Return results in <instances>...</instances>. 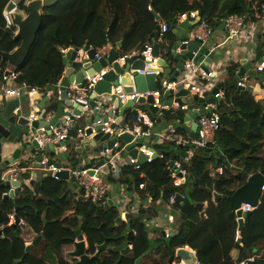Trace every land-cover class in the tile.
<instances>
[{
	"label": "trees",
	"instance_id": "obj_1",
	"mask_svg": "<svg viewBox=\"0 0 264 264\" xmlns=\"http://www.w3.org/2000/svg\"><path fill=\"white\" fill-rule=\"evenodd\" d=\"M13 0H0V84L9 64L3 60L1 52L10 53L20 46L15 40L17 28L7 27L4 13ZM25 0H20L18 9L26 11ZM264 0H60L46 9L37 40L24 64L15 68L19 73L17 85L38 88L46 96L48 87L52 94L48 101V112L58 110L59 83L66 65L65 49H83L89 43L92 48L117 47L122 56H129L148 44H155L156 27L166 23L168 32L162 37L163 55L171 57V47L175 41L174 30L179 25V16L184 13L201 12L212 29L232 15L245 16L247 22L264 16ZM154 13L160 16L157 21ZM258 19V18H257ZM240 63L232 62L227 68V78L218 85L225 92L218 113L221 128L215 143L206 148L187 147L193 155L181 161L187 176L179 186H174L168 164L171 153L164 145H155L163 150L162 157L143 165L140 171L127 166L118 179L108 178L114 184H127L133 193L145 183L147 191L141 192L142 208L130 214L128 222H116L120 216L117 208L106 209L94 203L73 202L67 182L43 175L32 182L33 189L25 187L16 200H5L10 192L6 184L0 183V264H13L25 259L30 264H73L65 255L75 237L74 230L81 228L89 245L88 253L94 255L98 245L120 247L127 240L130 231L135 233L132 249L118 253L105 251L91 264H169L180 248H190L197 253L200 264H238L256 255L253 264H264V197L241 232V242L235 240L238 230L237 216L229 200L252 175L264 170V98L257 101L253 90L246 88L238 92L233 79L240 71ZM141 107L142 105L138 104ZM134 109L123 114L136 119ZM122 114V115H123ZM164 117V118H163ZM181 109L168 110L161 119L172 122L183 119ZM86 124L84 119L76 123L72 137ZM179 131H182L178 128ZM68 155L63 160L66 168H77L81 160V150L67 144ZM217 152V153H216ZM25 166V163L22 164ZM222 168V174L217 170ZM143 174V177H142ZM28 179V175H23ZM221 195L215 201L214 195ZM177 195L185 197L184 202L176 201ZM45 198L48 202L38 200ZM149 196L152 198L148 202ZM175 202L171 205L170 200ZM160 201V205L156 203ZM196 204H203L202 211ZM19 207L18 217L24 224H10V216ZM167 209H166V208ZM179 219L173 235L153 242L144 221L154 219L168 211ZM204 215V217H203ZM176 222V221H174ZM43 237L34 255H25L26 243ZM70 250V249H69ZM151 254L145 257L146 253ZM121 256L123 259L120 261Z\"/></svg>",
	"mask_w": 264,
	"mask_h": 264
},
{
	"label": "built area",
	"instance_id": "obj_2",
	"mask_svg": "<svg viewBox=\"0 0 264 264\" xmlns=\"http://www.w3.org/2000/svg\"><path fill=\"white\" fill-rule=\"evenodd\" d=\"M31 0H25L24 5L26 6L28 2ZM15 3V7L18 9L20 4L19 2L13 1ZM264 11V6L262 7ZM12 11H5L4 16L7 22V27H14V23L11 17ZM258 19H264V16H258ZM189 20L191 23H196L193 28L189 31L190 39H199L203 43H207L211 39V29L208 27L207 22L203 18V16L199 15V12H190L184 13L179 16V24ZM16 27V26H15ZM160 38L168 32L169 27L166 23L160 24ZM225 30L226 35L218 41L215 45H212L209 53L214 54L216 51L224 48L226 45L236 44L242 41H248L253 44L255 42V33L249 26V21L245 16L241 15H232L225 19ZM115 48L120 53V49L118 47L112 46H104L103 48L96 49L97 55L96 59L100 60L104 57H107L111 51V49ZM145 50L141 54V59L144 61V68L135 70L136 74L140 75H151L154 74L156 76H161L162 72L160 70V66L158 65L160 58H154L153 56V44L145 45ZM74 51L75 49H65L62 50V53L66 55L69 51ZM139 53H134L129 56H122L120 54L119 59L116 63L121 66L125 65V61L129 58L137 56ZM89 60V56L87 52L83 49H80L78 53V57L75 61L85 62ZM67 68V67H66ZM111 69L105 68L101 72L96 73L93 76L89 74L86 75L85 80L82 84L72 83L67 88V97L68 101L72 106L77 105L80 107V110L76 112L74 110L65 111V113H69L68 116H61V120L58 123H54L53 117L48 116L43 120L44 123L39 125L37 130L34 129V122H41V114L42 108L39 104L40 93L41 90L38 88H29L26 85H17V79L19 77V73L16 72L15 67L9 66L6 70L3 77V86L2 93L0 95V103H5L10 101V98L17 97L21 100L23 97H28L29 99V109L30 112L27 115V119L29 121L28 128L30 129V136L25 137L23 140L26 146L31 145L35 140L38 144V148H36L33 159H28L25 162L21 163H13L7 169H4L0 172V183L10 184V190L14 189L17 191H24L25 187L29 189H33L32 182L37 181V176L31 177L29 179L23 178V174L27 172L36 173V169L32 167V162L37 156H42L43 160L40 163L42 168L38 169L39 171L52 176L53 178L58 179L56 176L62 170H68L70 174V179L74 181L78 187L81 188L83 200L85 202H90L94 204H103L107 203L109 200L117 201V209L119 210L120 218L122 222H128L126 218L127 214L138 213L140 208H142L141 202V192L147 191V185L142 183L139 185V191L131 194V197L128 196V186L123 184H114L108 181V178L114 177L118 179L121 171L125 169L127 166L132 167L134 171H140L142 169L143 164L140 163L139 156L132 157L129 155V151L126 150L127 144H123L119 141L120 135L123 133H128L133 137L131 143H134L137 139H149L154 140L155 133L153 132V128L155 123L151 121L148 117L147 110H141V108H135L137 111L136 121L134 126L126 125L124 128L120 126L118 129H111V125L117 123V118H109L107 122L104 121L103 117L107 115L111 110L113 111V116H120L122 121L121 113L119 112V107H115V104L119 103L121 105L127 104L129 101H134L135 104H142L139 102L140 99L147 100L150 97H153L154 103L153 106L158 109L157 116L162 117L165 113L170 109L169 106L164 105L163 95L166 91L172 92L174 95L178 93L182 89H186L189 92L191 97L197 96L199 98H203L205 100L206 95L214 90L218 89V93L213 97L215 99H222L225 95V92L222 89L218 88L227 76V72L224 73V80L221 82L220 78H217L213 71L206 72L203 70L201 64H197L193 60H188L185 63L184 71L175 79L174 82H170L168 79L161 78L159 81V86L157 90H147L145 92H139L133 84L134 91L133 93H126L124 91V85L121 83V76L118 79V84L111 88L110 94H105L102 96H97L94 88L96 84L103 80L104 75ZM257 72H264V59L261 60L256 66ZM239 73V72H238ZM65 74V73H64ZM64 77V76H63ZM251 81L249 76H244L237 83V88H251L249 86V82ZM60 87V83H59ZM261 91L264 93V86H261ZM213 92V91H212ZM256 97V96H255ZM61 99V96H60ZM218 105L208 104L203 112L204 114L198 120V139H186L183 141H178V145H182L183 150L187 147H195V148H206L209 145L215 143V137L219 129L221 128V116L218 113ZM183 106V107H182ZM181 109H185L187 105H181ZM66 109V108H65ZM22 110V107L19 106L14 113H18ZM1 116V112H0ZM96 117H100L98 121H95ZM84 119L86 124L78 129L77 132V142L79 146H81L84 141H92L93 138L98 134L97 128L99 126H103L102 131L105 134H110L111 137H116V141L114 145L109 147L108 141L100 142L97 147L102 148L101 151L94 154L93 164L88 165H79L77 168H62L57 169L55 166H49V152L47 151L50 145H62L59 148L63 152H68V147L66 143L69 139L72 138L73 129H75L76 123L80 120ZM117 124H120L117 123ZM40 131V132H38ZM88 131H91L89 134ZM174 141V140H172ZM176 143V142H175ZM58 148V149H59ZM153 147L150 145H140L137 144L135 149H137L138 154L142 153L147 157V164H150L154 161V156L157 153V150H153ZM188 153V157L185 160L190 159V154L193 152L192 150H186ZM162 157V154L159 155ZM25 163V166L22 164ZM168 169L171 172V177L174 181V186L179 187L184 180L186 179L187 172L183 169L181 161H174V164L171 165V161L168 164ZM218 173L222 174V168L217 170ZM32 173V174H33ZM143 177V174H142ZM15 183H20L18 186H13ZM118 188V189H117ZM264 190V188H263ZM10 192L4 194V196H9ZM184 197V196H183ZM185 200V197H184ZM152 198L149 196L148 202H151ZM175 202L174 198H171L170 204L172 205ZM129 210H126V209ZM131 210V212H130ZM242 212L254 211L250 205L243 204L240 208ZM237 216V215H236ZM243 217L237 216V221H239ZM11 222L10 224H15V214L10 216ZM161 221V220H157ZM174 218L171 215H167L166 220L163 221V225L166 226V231L164 232L165 237L169 238L173 235L174 229H169L168 223H173ZM150 224L151 222H147ZM19 224H24V220L20 219ZM163 226V227H164ZM165 229V228H164ZM236 241L241 242V232L239 230L236 231ZM132 249V245L129 246ZM256 255H252L248 259H245L238 264H253Z\"/></svg>",
	"mask_w": 264,
	"mask_h": 264
},
{
	"label": "water",
	"instance_id": "obj_3",
	"mask_svg": "<svg viewBox=\"0 0 264 264\" xmlns=\"http://www.w3.org/2000/svg\"><path fill=\"white\" fill-rule=\"evenodd\" d=\"M60 0H31L25 7L26 11H20L15 7V3L12 1L9 6L7 7V11H12L11 17L13 20L14 25L17 28L16 33L14 34L15 40H20L21 44L19 47H17L13 52L5 53L1 52L2 58L4 61H6L10 66H13L15 68L21 67L26 59L28 58L32 47L34 46L38 33L40 32V29L42 27L43 23V14L44 11L54 5H56ZM157 21H160V16L156 13H154ZM200 16H203L201 12H199ZM196 25V23H191L189 20L184 21L178 25L177 30L174 31V34L177 37V42L175 45H173L171 54L176 62V71L173 73V70L169 66L167 60L164 58L161 45L159 42L155 43L153 45V56L154 58H160L158 65L161 67L160 70L162 72L161 76H156L154 74L151 75H140L136 74L135 70L143 69L145 64L144 61L141 59V54L144 52L145 48L143 47L139 54L135 57L129 58L125 61V65L121 66L120 64L116 63V61L119 59L120 53L115 48L111 49L109 55L107 57H104L100 60L96 59L97 50L92 48L89 43L85 46L84 50L87 52L89 56V60L85 62H79L75 61L78 57V53L80 49H75L74 51H69L66 55H64V63L66 65V70L64 77L62 78L60 82V96L61 101L65 103L64 106L60 107L59 114L61 116H68L69 113H65L66 106L71 105L70 102L67 100V88L70 86V84H82L85 80V77L87 74L90 76L95 75L98 72H101L105 68L111 69L104 75L103 80L98 82L94 88V91L97 96H102L105 94L111 93V88L113 85L118 84V79L121 76V83L124 85V91L126 93H133L134 88L133 84H135L137 90L139 92H145L147 90L153 91L157 90L159 86V81L161 78L168 79L170 82H174L177 77L184 71L185 63L188 60H193L197 64H201L203 70L206 72H209L210 65L216 62V60L219 59L221 52H216L215 54H210V48L214 44V40H210L207 43H203L199 39H190L189 38V31L193 28V26ZM222 26L225 27V20L222 21ZM160 31L161 27L160 24L156 27V40L158 41L160 38ZM123 45V42L118 44V48L121 49ZM111 46V45H110ZM262 47L263 45L260 44L256 48V66L258 63L262 60ZM245 64V63H244ZM249 76L250 79H253L254 82H257V87L253 91L254 96H258L261 94V86H264V72H257L256 70L252 71L251 73H248V71L245 69L244 66L241 67L239 73L237 76L233 79V82L236 84L241 78L244 76ZM263 75V78L261 76ZM246 88L241 87L238 88V92H241ZM53 88L48 87V91L52 92ZM218 93V89H214L212 92V96ZM173 93L170 91H166L163 95L164 98V105H167L169 107H173V104L182 105V97H189V92L186 89H182L178 94H176L177 99L172 100ZM50 98H46L43 101V104L41 105L43 111L41 115V123L34 122L33 127L35 130L39 128V125L44 123V119L47 115L46 110L44 109V104L46 101H49ZM167 100V101H166ZM140 103L148 104L149 105V111L147 113L148 117L153 121L154 123L157 122V113L158 109L153 106L154 99L153 97L145 99H140ZM220 104L221 99H215L212 97L211 99L204 101L203 98H199L197 96L189 97V100L187 102L186 107V115L183 117V119H178L175 122H173L172 128L178 127L180 129H183L190 135L189 138L191 139H198V120L199 118L204 114L201 111H204V108L208 104ZM20 100L17 97L10 98L9 103L5 106V104H0V172L4 169H7L11 164L18 163L17 160L20 159V156L22 155V150L17 149L14 151L12 157L4 161L3 154H4V140L7 141V143L16 145L20 143L21 146H23V140H25V137L30 136V129L28 128L29 121L27 119V115L23 113V109L19 111L18 113L14 114V111L20 106ZM200 105V107H199ZM135 106L134 101H129L124 106L121 104H115V107H119V112L121 115L130 108H133ZM73 107L76 109V112L80 110V107L77 105H73ZM134 116L137 115V111H133ZM100 117H96L95 121H98ZM109 118H117V123L120 122V124L114 123L111 125V129L116 130L120 126L121 128H124L127 125V119H124L121 121L120 116H113V111L111 110L109 113H107L106 116L103 117L104 121L107 122ZM195 121V125H192V121ZM191 124V125H190ZM103 126H99L97 128L98 134L93 138V140L90 141H84L82 143V146L85 150H91L93 148V151L95 153L101 151L102 148L97 147L100 142H106L108 141V146H104L111 148L115 141L116 137H111L110 134H105L103 131ZM40 132V131H38ZM90 134L91 131H88ZM133 140V137L128 133H123L119 137V141L123 144H127L126 150L129 151V155L132 157L139 156L140 163L143 165H147V157L143 155L142 153L138 154L137 149H135L137 144L140 145H151V140L149 139H137L134 143H131ZM62 145H50L48 148L49 152V159H48V165L49 166H55L57 169L64 168L63 162L60 160H54L55 157V151L54 148H59ZM161 146V145H160ZM38 148L37 142L34 140L30 146L31 151L33 152ZM166 149L169 150L171 155V165L174 164V161L179 156L181 157V161H183L185 158H187L189 155L187 152L183 151L182 145H180L178 148L171 146V144H168L165 146ZM154 151L157 150L156 148H152ZM34 153V152H33ZM163 153V150H157L156 155L154 156V160L159 158V155ZM217 153V152H216ZM43 160L42 156H37L35 158L36 164H34V167L36 169H41V162ZM59 180L66 181L68 188H70L71 191H73L75 199L73 202L76 204L78 200H83V195H81L82 191L81 188L78 187V185L70 179V174L68 170H62L56 175ZM33 177L35 178L36 175L34 174ZM45 177H48L47 174H45ZM20 183H15L13 186H18ZM7 187H10L9 183H6ZM264 170L260 173H257L255 175H252L248 178L247 182L240 187L231 197H225L229 200L233 212L238 217H243L238 221V230L242 232L246 226V223L249 221L250 216L252 215L253 211H247L242 212L240 210L241 206L243 204L250 205L252 208L257 209L260 204L261 200L264 197ZM118 189V188H117ZM132 189L131 187L128 188V196L131 197ZM19 195V191L17 190H10L9 196L5 197V200H16L17 196ZM221 195L215 194L214 199L215 201H219L221 199ZM38 200H43L48 202L43 197H38ZM176 201H182L184 202V197L182 195H177ZM117 201L109 200L108 203L105 205L107 208L114 207L117 208ZM197 208L202 211L203 204H196ZM19 207H16L15 209V224H19L20 219L18 217ZM204 217V215H203ZM126 218H129V214L126 215ZM116 222L119 224L121 222V218L118 217L116 219ZM0 235H3V231L0 230ZM78 239L77 242L74 243L75 251L73 253H70V256L77 260L76 264H91V261L100 258L101 254L105 251H111V252H118L121 253L129 248V246L132 245V242L134 240L135 233L130 231L127 235V240L125 243H123L120 247H108L107 244L98 245L96 247V253L94 255H90L88 253V248L86 247L84 236L81 234V230L77 231ZM165 235V234H164ZM41 240V237L37 238L33 243L36 244ZM31 247H28L27 250L29 251ZM151 251H148L145 255V257L150 255ZM123 259V256H121L120 261ZM142 259H139L136 264H140L142 262ZM174 259H178L181 261L182 264H200L199 258L197 256V253L191 250L190 248H180L176 251L175 257L171 258L169 260V264H173ZM19 264V263H14Z\"/></svg>",
	"mask_w": 264,
	"mask_h": 264
},
{
	"label": "crops",
	"instance_id": "obj_4",
	"mask_svg": "<svg viewBox=\"0 0 264 264\" xmlns=\"http://www.w3.org/2000/svg\"><path fill=\"white\" fill-rule=\"evenodd\" d=\"M13 1L19 2L20 0H13ZM257 18H258V16L256 17V20H252L251 19L249 21V26L251 27V29L255 33V40H254L255 42H253V44L248 42V41H245V42L244 41H242V42L240 41V42H238L236 44L226 45L224 48H221L220 50H218V52H221V55H220L219 59L216 60V62H214L213 64L210 65L209 69L215 73L217 78H220L221 82L224 80L223 79L224 78L223 77L224 73L227 72V68L231 65L232 62L240 63V69H241L242 66H244L245 69L248 71V73H251L252 71L256 70V61H255L256 48L260 44L263 45V47H262V60L264 59V19H257ZM177 28H178V26L175 28V30H177ZM225 35H226L225 27L222 26V22H218L211 29V39L210 40H214V44L213 45H215ZM162 41H163V39H161L160 42L159 41L158 42L161 44ZM176 42H177V37L175 35V41H174L173 45H175ZM172 47H171V50H172ZM163 56L167 60L169 66L171 67V69L173 70V73H174L176 71V62H175L174 58L172 56L171 57H167L165 55H163ZM226 78H227V76H226ZM249 86L254 91L256 89V87H257V82H254L253 79H251V81L249 82ZM1 90L2 89H1V84H0V95L2 93ZM212 91H210L206 95V98H205L204 101H207V100H209V99H211L213 97L212 96ZM178 93H176V94H178ZM51 94H52V92H50V91L47 92L46 96L44 95V92L40 93V100H39L40 106L43 104L44 99L51 97ZM59 94H60V87H59ZM189 97H182V101H183L182 105H185V106L187 105ZM258 97H260V98L255 97V99L257 101L262 100L264 98L263 91H261V94L258 95ZM171 99L172 100H176L177 99L176 95L173 94ZM59 100L61 101L60 95H59ZM23 101H25V102L23 103ZM163 101H164V98H163ZM61 103H62V106L65 105V103L63 101H61ZM3 104H5V106H6L8 104V102H5ZM20 104H21L20 106L23 109L24 115L25 114L28 115L29 112H30V109H29V111L27 110L28 112L24 109L25 106L27 107V109L29 107V99H28V97H23L20 100ZM47 105H48V101H46L45 104H44V109L47 112L46 117L51 116V117H53L54 123L55 124L58 123L61 120V115L59 114L60 108H58L56 113H53V111L48 112ZM140 105H142L141 107L139 106V108H141V110L149 111V105L148 104L144 103V104H140ZM199 107H200V105H199ZM135 108H138V104H135V106L133 108H130V109H134L135 110ZM74 109L75 108L72 107V106H66L65 111H68V110L70 111V110H74ZM170 109L178 110V109H181V107H180V105L173 104V107H170ZM181 110L184 111V116H185L186 115V108L185 109L182 108ZM42 111H43V109H42ZM122 118H123L122 120L127 119V125H129L130 127L134 126L136 119L128 117L126 114L125 115L123 114ZM157 119L158 120H157V122H155V125H154V128H153V132L155 133V138H154V140H151V145L150 146L155 148V145H159L160 146V145H164L166 143L171 142V143L175 144L174 147L178 148L180 146V145L177 144L178 141H183V140L189 139L190 135L188 133H186L185 130L181 129L182 131H179L178 127H177V129L175 127L172 128L173 122H175L176 119L174 121H172V122H165V121H163L161 119V117H158V116H157ZM189 123H192V125H195V121L194 120L192 122H189ZM172 140H174V141H172ZM3 142H4V154H3L4 161L9 160L12 157L14 151L17 150V149H21L22 150V155L20 156V159L17 160L18 163L25 162L26 160L31 159L33 157V155H34L33 152H35V150L33 152L31 151V149H30L31 145L26 146V144H23V146H21V141H20V143H18L16 145L7 143V141H5V140ZM67 144H71V145L75 146L76 148H80L82 154H81V160H80V164L79 165H88V166H90V164L91 165L93 164L94 156H95L94 154H96L93 151V148L91 150H85L83 148L82 144H81V146H79V144L77 142V139L74 138V137H72L71 139H69L67 141L66 146H67ZM54 151L56 153L55 157H57L58 160H60L62 162L64 160V157H66L68 155V152H63L60 148L58 149L57 147L54 148ZM90 151H92V152H90ZM183 151L187 152L185 149ZM189 154H190V158H191L192 157V153H189ZM176 160L180 161V159H178V158H176ZM30 163L32 164V167H34V164H36L35 159L32 162H30ZM36 170H37L36 173L32 172L33 173L32 174L29 171V172H27L25 174L28 175L29 178L33 177V175L35 174L37 176V178H38L37 181H39L41 179V177L43 175H45V173L39 171L38 169H36ZM25 174H23V175H25ZM125 185H127V184H125ZM68 190L71 193V195L73 196V200H74L75 196H74L73 191H71L70 188H68ZM132 192H133V190H132ZM81 195H82V193H81ZM78 201H80V200H78ZM83 201L84 200H82V202ZM107 203H103V204H99V205L104 206L106 209H110L111 207L107 208L105 206ZM156 204L160 205V201H158ZM170 209L171 208L168 207V211H166L165 213L161 214L159 217H156V218H154L152 220L151 219H146L144 221V223L146 224V226L148 228L149 237H150V239L153 240V242H156L157 240H159L161 238L168 239L164 235V232L166 231L167 228H166V226L163 225L164 224L163 221L166 220V217H167L168 213L171 212ZM126 210H129V209L127 208ZM130 212H131V210H130ZM131 213L135 214L133 212H131ZM120 214L121 213L119 212V215ZM175 219L176 220H174V221H176V222L173 221V223H168L169 224V229H174V228L176 229L177 221L179 219V214L178 213H177V216H176ZM157 220H161V221L157 222ZM147 222H151V223L148 224ZM186 248H188V247H186ZM150 254H151V252H150ZM173 264H182V263H181L180 260L174 259Z\"/></svg>",
	"mask_w": 264,
	"mask_h": 264
},
{
	"label": "flooded vegetation",
	"instance_id": "obj_5",
	"mask_svg": "<svg viewBox=\"0 0 264 264\" xmlns=\"http://www.w3.org/2000/svg\"><path fill=\"white\" fill-rule=\"evenodd\" d=\"M87 203H89V202H87ZM78 230H81V228L74 230V232H75V237H74V239H73V243H72L71 248L69 247V248H66V249H65V255L67 254V255H66L67 258L69 257L70 260H71V262H72L73 264H76V263H77V260L74 259L73 257H71V256H70V253H73V252L75 251V248H74L73 245H74V243L77 242L78 235H76V234H77V231H78ZM81 234L83 235L82 230H81ZM83 236H84V241H85L86 247L89 248V245H88V242H87V238H86L85 235H83ZM42 239H43V237H41V240H42ZM41 240H40L38 243H36V244L33 243L35 240L26 243L25 255H31V256L34 255V251H35L37 245L41 242ZM28 247H31V249H30L29 251L27 250ZM69 249H70V250H69ZM14 263H19V264H30L29 261H28V260H25V259H21V260L15 261ZM14 263H13V264H14Z\"/></svg>",
	"mask_w": 264,
	"mask_h": 264
},
{
	"label": "rangeland",
	"instance_id": "obj_6",
	"mask_svg": "<svg viewBox=\"0 0 264 264\" xmlns=\"http://www.w3.org/2000/svg\"><path fill=\"white\" fill-rule=\"evenodd\" d=\"M162 44V43H161ZM165 55V54H164ZM261 78H263V75L261 76ZM257 98H260V97H258V96H256ZM25 101H23V103H24ZM53 103H57V107L58 108H60L61 106H62V103L61 102H53ZM24 107V106H23ZM26 111L28 110L29 111V108L27 109V107L25 106V108H24ZM27 111V112H28ZM57 112V110L56 111H54L53 113H56ZM26 113V112H25ZM176 129H177V127H175ZM90 152H92V151H90ZM65 158V157H64ZM54 160H58V158L57 157H54L53 158Z\"/></svg>",
	"mask_w": 264,
	"mask_h": 264
},
{
	"label": "clouds",
	"instance_id": "obj_7",
	"mask_svg": "<svg viewBox=\"0 0 264 264\" xmlns=\"http://www.w3.org/2000/svg\"><path fill=\"white\" fill-rule=\"evenodd\" d=\"M130 248V247H129Z\"/></svg>",
	"mask_w": 264,
	"mask_h": 264
}]
</instances>
